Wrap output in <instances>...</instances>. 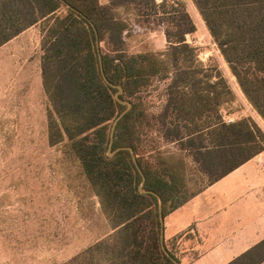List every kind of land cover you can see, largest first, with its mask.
Wrapping results in <instances>:
<instances>
[{"label":"trees","instance_id":"16d2710c","mask_svg":"<svg viewBox=\"0 0 264 264\" xmlns=\"http://www.w3.org/2000/svg\"><path fill=\"white\" fill-rule=\"evenodd\" d=\"M192 2L264 120V0ZM152 21L164 27L165 49L146 37ZM37 24L50 144L78 164L114 229L63 264H175L162 247L160 199L140 190L132 151L109 155L113 121L128 105L102 64L123 86L120 98L132 102L113 149L133 148L164 216L264 151V129L252 117L224 118L237 96L219 66L205 64L187 41L197 29L188 0H0V47ZM228 264H264V240Z\"/></svg>","mask_w":264,"mask_h":264},{"label":"rangeland","instance_id":"374dc122","mask_svg":"<svg viewBox=\"0 0 264 264\" xmlns=\"http://www.w3.org/2000/svg\"><path fill=\"white\" fill-rule=\"evenodd\" d=\"M188 4L197 29L187 41L205 64L219 66L237 96L222 110L224 118L252 117L264 129L202 15L192 0ZM145 24L147 39L165 49L164 27ZM42 38L37 24L0 47V264H63L114 233L99 196L85 189L78 164L50 144Z\"/></svg>","mask_w":264,"mask_h":264},{"label":"crops","instance_id":"0c3cea01","mask_svg":"<svg viewBox=\"0 0 264 264\" xmlns=\"http://www.w3.org/2000/svg\"><path fill=\"white\" fill-rule=\"evenodd\" d=\"M262 240V153L165 216V241L179 250L181 264H228Z\"/></svg>","mask_w":264,"mask_h":264},{"label":"water","instance_id":"95a60500","mask_svg":"<svg viewBox=\"0 0 264 264\" xmlns=\"http://www.w3.org/2000/svg\"><path fill=\"white\" fill-rule=\"evenodd\" d=\"M68 6L71 7L70 4H68ZM96 32H97V28L96 26L94 25V23L92 22ZM97 39H98V44L100 43L99 41V36H98V32H97ZM100 58H101V64H102V57H101V54H100ZM102 72H103V76L105 78V80L112 86V87H115V88H118V91L116 92L115 94V97L117 98V100H119L121 103L123 104H127L128 106L115 118V120L113 121V125H112V130H111V137H110V146H109V155H113L114 153H116L117 151L121 150V149H129L132 151V154H133V158H134V161L139 169V171L142 173V176H143V181H142V184L140 186V190L142 192H150V193H153L155 195H157L160 199V218H161V223H162V229H161V241H162V247H163V250L165 251V253L170 256L172 258V260L175 262V264H181V262L173 257L170 253V251L167 249L166 247V244H165V216H164V211H163V199L162 197L155 191L153 190H146L144 188L145 186V182H146V175L145 173L143 172L142 168L140 167L139 163H138V159H137V155L135 153V151L133 150V148L131 146H124V147H118L116 148L115 150L113 149V144H114V139H115V131H116V128H117V125L119 123V121L128 113V111L131 109L132 107V102L130 101H123L121 98H120V94L124 91V88L122 85H117L115 83H112L105 71H104V68H103V64H102Z\"/></svg>","mask_w":264,"mask_h":264},{"label":"built area","instance_id":"2783aa9c","mask_svg":"<svg viewBox=\"0 0 264 264\" xmlns=\"http://www.w3.org/2000/svg\"><path fill=\"white\" fill-rule=\"evenodd\" d=\"M262 162H264V152H262Z\"/></svg>","mask_w":264,"mask_h":264}]
</instances>
